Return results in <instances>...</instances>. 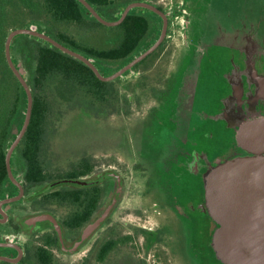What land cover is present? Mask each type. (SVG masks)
<instances>
[{"label":"flooded vegetation","instance_id":"af4514ba","mask_svg":"<svg viewBox=\"0 0 264 264\" xmlns=\"http://www.w3.org/2000/svg\"><path fill=\"white\" fill-rule=\"evenodd\" d=\"M83 1L0 0V264H221L203 178L251 155L264 0L240 46L224 0Z\"/></svg>","mask_w":264,"mask_h":264},{"label":"water","instance_id":"95a60500","mask_svg":"<svg viewBox=\"0 0 264 264\" xmlns=\"http://www.w3.org/2000/svg\"><path fill=\"white\" fill-rule=\"evenodd\" d=\"M227 21L216 26L211 38L244 45L243 17L228 15ZM53 44L86 63L78 54ZM237 142L251 155L218 163L203 178L206 208L215 224L211 247L221 264H264V117L243 122Z\"/></svg>","mask_w":264,"mask_h":264},{"label":"rangeland","instance_id":"374dc122","mask_svg":"<svg viewBox=\"0 0 264 264\" xmlns=\"http://www.w3.org/2000/svg\"><path fill=\"white\" fill-rule=\"evenodd\" d=\"M249 5L251 6V9L248 8ZM255 5L258 12L261 3L260 0H224L222 4V8L216 11H212L206 26V37L211 38L214 35V31L216 26L220 24H227V17L228 15H232L233 18L240 15L245 20L246 17L245 14L248 15L250 13V10H252V6ZM148 227H153V225H148ZM153 258L149 259V262L151 264H160V260L154 261ZM169 261V262H168ZM163 260V264H172V261L170 260ZM171 262V263H170Z\"/></svg>","mask_w":264,"mask_h":264}]
</instances>
